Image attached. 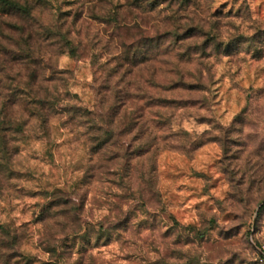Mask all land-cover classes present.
Wrapping results in <instances>:
<instances>
[{"label":"rangeland","instance_id":"rangeland-1","mask_svg":"<svg viewBox=\"0 0 264 264\" xmlns=\"http://www.w3.org/2000/svg\"><path fill=\"white\" fill-rule=\"evenodd\" d=\"M13 1L68 100L7 109L0 264H264V0Z\"/></svg>","mask_w":264,"mask_h":264},{"label":"trees","instance_id":"trees-1","mask_svg":"<svg viewBox=\"0 0 264 264\" xmlns=\"http://www.w3.org/2000/svg\"><path fill=\"white\" fill-rule=\"evenodd\" d=\"M0 12H4V14L8 16H13L15 14L30 16L29 7L13 0H0ZM4 25L5 27H3ZM24 31V27L14 21H6L3 25L0 22V100H4L0 107V165L3 163L4 159L2 155L6 156L8 153L5 130H9L13 125L17 128L19 126L13 122L11 116L7 112L9 106L20 107L23 104L24 107L22 109L28 113L29 116L40 119L43 126H45L44 128H46V126H48L46 125L47 121L51 118L52 114L56 112V109H58L56 105L58 101L68 100L66 97L64 98V96H68V93L65 92L63 95L56 93V82L62 81L64 78L61 77L62 72L56 71L52 67H48L49 69H47L50 76L47 81L53 83L52 87L55 93L49 92L43 98L38 96L37 89H35L37 86L35 85H39V78L42 76V72L41 68L38 69L34 66L37 61L28 55L33 44L31 35L29 34L26 37L21 36L20 39L15 36V33H24ZM63 41L67 46L71 44L67 40ZM69 53L74 55V49L70 48ZM22 70L26 74H24ZM27 90L34 94L32 99H30L28 93L25 92ZM72 109L79 110L74 107ZM79 115L82 114L79 113ZM87 115H89L90 119L92 114L88 112L85 116ZM47 129L48 128H46V130ZM18 130L20 131L21 128H18ZM1 172L0 167V174ZM260 257L261 259L263 258L262 255H260Z\"/></svg>","mask_w":264,"mask_h":264},{"label":"clouds","instance_id":"clouds-1","mask_svg":"<svg viewBox=\"0 0 264 264\" xmlns=\"http://www.w3.org/2000/svg\"><path fill=\"white\" fill-rule=\"evenodd\" d=\"M235 130L231 133L230 139L232 140H237V139H243L244 136L248 134L246 129H241L240 125H235L234 126ZM222 134V133H217Z\"/></svg>","mask_w":264,"mask_h":264}]
</instances>
